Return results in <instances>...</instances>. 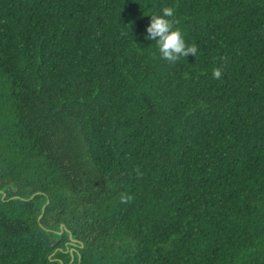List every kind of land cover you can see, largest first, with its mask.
<instances>
[{"label": "trees", "instance_id": "1", "mask_svg": "<svg viewBox=\"0 0 264 264\" xmlns=\"http://www.w3.org/2000/svg\"><path fill=\"white\" fill-rule=\"evenodd\" d=\"M0 264H264V0H0Z\"/></svg>", "mask_w": 264, "mask_h": 264}, {"label": "clouds", "instance_id": "2", "mask_svg": "<svg viewBox=\"0 0 264 264\" xmlns=\"http://www.w3.org/2000/svg\"><path fill=\"white\" fill-rule=\"evenodd\" d=\"M162 15L152 14L150 24L146 28L149 40L156 41V46L163 59H166L170 63H176L180 58H186L189 55L196 56L197 45L192 43L190 45L185 43L184 34L179 27L180 21L175 19V10L173 7H164L162 9ZM155 55V53L153 54ZM222 71L216 68L212 72L214 79H220L222 77ZM137 175L142 176L139 169H136ZM131 199L126 194H121V202L127 203Z\"/></svg>", "mask_w": 264, "mask_h": 264}, {"label": "water", "instance_id": "3", "mask_svg": "<svg viewBox=\"0 0 264 264\" xmlns=\"http://www.w3.org/2000/svg\"><path fill=\"white\" fill-rule=\"evenodd\" d=\"M33 197V196H32ZM45 207V206H44ZM44 207L42 209H44ZM71 237V236H70ZM72 242H76L75 240H73Z\"/></svg>", "mask_w": 264, "mask_h": 264}]
</instances>
